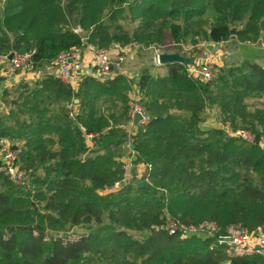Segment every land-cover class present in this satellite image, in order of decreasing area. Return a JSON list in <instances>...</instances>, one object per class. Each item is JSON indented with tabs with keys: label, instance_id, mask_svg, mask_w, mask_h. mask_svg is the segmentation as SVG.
<instances>
[{
	"label": "trees",
	"instance_id": "16d2710c",
	"mask_svg": "<svg viewBox=\"0 0 264 264\" xmlns=\"http://www.w3.org/2000/svg\"><path fill=\"white\" fill-rule=\"evenodd\" d=\"M233 36L264 38V0H0V54L34 52L33 70L88 45L182 49ZM167 65L138 81L151 120L134 142L154 186L101 192L124 176V76L86 77L78 91L55 77L4 90L0 149L3 138L24 141L18 163L33 169V189L0 171V264H264L256 248L220 241L264 231V66L245 60L205 81ZM103 93L121 97L112 115L98 111ZM211 110L232 131L208 126ZM168 214L206 233H171Z\"/></svg>",
	"mask_w": 264,
	"mask_h": 264
},
{
	"label": "crops",
	"instance_id": "0c3cea01",
	"mask_svg": "<svg viewBox=\"0 0 264 264\" xmlns=\"http://www.w3.org/2000/svg\"><path fill=\"white\" fill-rule=\"evenodd\" d=\"M131 26V25H130ZM134 27V25H133ZM262 40L263 37L261 38ZM261 39L259 41H261ZM242 42L240 40H238L236 38V36H233L230 40L227 41H221V42H205V43H201V44H205V49L202 50V52L198 53H192V56H197L200 58L203 57H209L214 64L222 66L223 69L228 67L230 64H234V65H238L239 63L248 60V61H252V62H256L262 66H264V41H261V43L263 44V46H258V47H254L252 46V44H258V42ZM235 44L234 47L238 48V51H240L242 48V46H247L248 48L247 51L245 52V56L242 55V57H239L238 59L233 58L234 53L232 54L231 58H226L224 56L225 54V50L230 49V46L232 45V43ZM171 42L170 40H167L166 44L161 45V46H150V47H145V46H141V45H137V44H133V45H128L125 47H122L118 44H116L115 46L111 47L109 50L111 51V58L113 60V68L111 70V72L105 76H100L97 74L96 72V68H95V50H97L98 48H95L94 46L88 45L85 48L81 49L82 52V58L84 59L85 63L87 64V66H89V69H93L90 71V74H87L83 77V79H81V81H78L74 84H69V83H65L70 85L75 91H78L81 83L83 82V80L86 77H92L96 80H98L101 83H106L107 81H111V80H115L117 77L119 76H124L126 78V82L124 83V87H125V91L124 93H127L129 101H128V105H129V110H128V120L127 122L123 123L121 125V127L125 130L126 136H125V142L123 143L122 149H121V157H120V161L122 162V169H123V179L117 182H121L122 187H124L125 185H127L130 182H133L137 185V183L141 180H145V178L148 176L150 179V186H154V182L152 179V169H153V165L151 163H147V162H143V161H137L138 160V151L136 150V146H135V142H134V136L136 135V133L142 129L145 128L146 125L150 122L151 120V114L148 111V114L150 116V120L146 125H140L139 123V119L136 121V118H132L130 116V108H131V102L133 101V99L140 100L141 103L142 102V91H141V87L138 84L139 79L143 73V71L145 69H149V71L151 72V74H153L154 76H165L166 74H168V63L166 64H161L160 62H156V56L157 53H155L156 49H160V48H164V46H166ZM246 43L248 45H246ZM176 46V50L178 52H180L181 54L185 53L183 52L184 50H186V46L189 45H185L182 44V49L180 50L178 47V44L173 43ZM252 46V47H251ZM145 49V50H149L145 53L144 57L141 58V56L139 55H135L134 56V49ZM152 49H154L153 52ZM127 55L122 59L121 56L123 53H125V51H128ZM131 50L133 51V53H131ZM180 50V51H179ZM160 53H164V52H176V51H164V50H158ZM233 51V50H232ZM188 54V53H186ZM185 56V54H183ZM189 55H191V53H189ZM236 60H238L236 62ZM240 60V61H239ZM146 61V62H145ZM93 66V68L91 67ZM46 77H55L58 78V72H57V66L55 64V61H53L50 65L45 66L39 70H33L32 68H30L27 71H23V72H18L15 74H6L0 71V113H8L9 112V108L5 102V100L3 99V93L4 90L6 89H13L17 86H19L21 83L25 82L28 83L30 85H33L34 83H37L39 81H42L43 79H45ZM59 79V78H58ZM63 82V81H62ZM107 91V89H106ZM120 95L118 96H111L108 93H103L100 95L99 98V107H98V111L101 113H107V114H114L117 110L120 109ZM75 105L73 104H69V106H72V111H70V116L71 113H73L72 117H75V115H77V113L79 112V99H75L74 100ZM210 117L209 120L207 122L208 126H216V127H222L227 129L228 131L230 130L229 127L221 124L220 122H216L217 120H219L216 111H210ZM120 114V113H119ZM120 118V117H118ZM243 130V129H240ZM238 130V131H240ZM232 131V130H230ZM248 133H250L249 131H246ZM233 134H236V132H234ZM251 134V133H250ZM239 135V134H236ZM252 135V134H251ZM242 136V135H240ZM244 137V136H242ZM93 135H88L86 137L87 143L92 146L94 145L93 141H92ZM246 138V137H244ZM247 139V138H246ZM252 141V140H251ZM24 141L22 140H16L14 143L8 139V138H3L1 140V144L2 145H13L15 144L16 146H19L20 148H22L21 146L23 145ZM124 166H130L131 168L129 170H125ZM149 166L151 168H149ZM139 187V185H137ZM121 187V188H122ZM144 187V186H143ZM102 193L104 192H111L109 191V189H105L104 191H101ZM170 221H175L169 214L167 215V221H166V225L167 228L169 229V223Z\"/></svg>",
	"mask_w": 264,
	"mask_h": 264
},
{
	"label": "built area",
	"instance_id": "2783aa9c",
	"mask_svg": "<svg viewBox=\"0 0 264 264\" xmlns=\"http://www.w3.org/2000/svg\"><path fill=\"white\" fill-rule=\"evenodd\" d=\"M196 46L197 50L201 51L200 45L197 44ZM95 51L96 72L100 76H105L109 74L113 68L111 51L109 49H97ZM33 53L34 52L13 54L12 58H10L9 55L0 54V71L6 74H15L29 70L31 68ZM160 54V52L157 53L155 60L158 63L160 62ZM126 55L127 51L122 54L121 58L123 59ZM55 64L57 66L58 78L69 84L81 81V79H83L85 75L90 74L91 71L82 58V52L79 48H72L68 51L60 53L55 59ZM187 70L193 77L205 81H212L220 73V68H216L214 62L208 56L203 58L197 57L192 64H187ZM71 115L73 116V113H71ZM130 116L132 118H136L138 116L140 125H146L150 120L148 111L140 100L131 104ZM236 134L242 135L249 140H253V135L245 130L237 131ZM20 153L21 148L19 146L14 147L12 145H2V148L0 149V171L4 173L17 188L22 191H28L30 188L33 189V169H25L19 165L18 161L20 159ZM130 168V166H124L126 171ZM149 168L151 167L149 166ZM150 183V179L147 176L145 180L139 181V184L137 185H139V187H143ZM121 187V182H116L115 185L109 189V191H117L121 189ZM168 227L171 233H175L177 230H180L185 236L186 233H188V230H195V228H189L178 221H170ZM261 230L262 229H259L258 231L250 233L242 232L234 237L229 236L230 241L227 242L236 244L240 247L256 248L259 253L264 254V233L260 237L259 241L255 240L257 239V235L260 234L259 232H263ZM220 241L226 242L221 239V237Z\"/></svg>",
	"mask_w": 264,
	"mask_h": 264
},
{
	"label": "rangeland",
	"instance_id": "374dc122",
	"mask_svg": "<svg viewBox=\"0 0 264 264\" xmlns=\"http://www.w3.org/2000/svg\"><path fill=\"white\" fill-rule=\"evenodd\" d=\"M131 28L133 27V25H131L130 26ZM240 26L239 25H232V30L233 31H236L238 28H239ZM264 39V38H263ZM260 40V39H259ZM261 41H264V40H262L261 39ZM261 41H259L258 42V44H252V46H254V47H258V46H263V44L261 43ZM232 43V45L230 46V49H227V50H225V54H224V56L226 57V58H231V56H232V54L234 53V55H233V58H235V59H238L239 57H242V55H244L245 56V52L247 51V49H245V48H248L247 46H242V48H244V49H241L240 51H238V48H235L234 47V45L235 44H233V42H231ZM199 45H200V47H201V49L202 50H204L205 49V44H201V43H199ZM246 45H248L247 43H246ZM251 46V47H252ZM264 47V46H263ZM186 50H184L183 52H185V53H183V54H185V56H187V57H191L192 59H193V62H194V60L197 58V56L195 57V55L194 56H192V53H200V52H202V50L201 51H199V50H197V46H194V45H189V46H186V48H185ZM158 50H164V51H177L176 50V46L173 44V43H170V44H168L167 43V45L166 46H164V48H160V49H156L155 50V53H158L159 51ZM180 50H183V49H180ZM179 50V51H180ZM233 50V51H232ZM147 51H149V50H145V49H142V48H140V49H134V53H133V51L131 50V53H133L134 54V56L135 55H139V56H141V58L142 57H144V55H145V53L147 52ZM154 51V49H152V51L151 52H153ZM128 53H129V50L127 51ZM186 53H188V54H186ZM189 53H191V55H189ZM182 54V55H183ZM145 58V57H144ZM201 60V59H200ZM199 60V61H200ZM238 60H236V62H237ZM240 61V60H239ZM146 62V61H145ZM192 62V63H193ZM191 63V64H192ZM242 63V62H241ZM241 63H239V64H241ZM92 68H93V66H91ZM215 67L216 68H220V73H222L223 72V67L222 66H219V65H216L215 64ZM90 70H93V69H90ZM219 73V74H220ZM136 100L135 99H133V101L131 102V104H133L134 102H135ZM137 184H139V182L137 183ZM81 229H82V227H77L75 230H80L81 231ZM200 232V234H205L206 232L204 231V230H197V229H195V230H188V233H186V236L187 235H191V234H199L198 232ZM262 231V230H261ZM242 233V232H241ZM260 234H258L257 235V239H255L256 241H259V239H260V237L263 235V233H264V231L263 232H259ZM238 234H240V233H238ZM226 264H228V263H226Z\"/></svg>",
	"mask_w": 264,
	"mask_h": 264
},
{
	"label": "water",
	"instance_id": "95a60500",
	"mask_svg": "<svg viewBox=\"0 0 264 264\" xmlns=\"http://www.w3.org/2000/svg\"><path fill=\"white\" fill-rule=\"evenodd\" d=\"M13 54H10L9 57L12 58ZM159 61L161 64H166V63H174V62H181L185 64H190L193 62V59L191 57H187L182 55L180 52H164L161 53L159 56ZM139 119V117H136V121ZM221 239L225 241H230L229 236L221 237Z\"/></svg>",
	"mask_w": 264,
	"mask_h": 264
}]
</instances>
